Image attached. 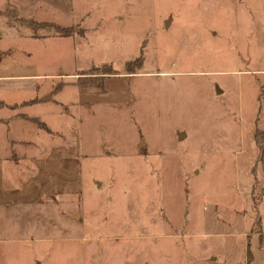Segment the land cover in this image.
Returning a JSON list of instances; mask_svg holds the SVG:
<instances>
[{
  "label": "rangeland",
  "instance_id": "rangeland-1",
  "mask_svg": "<svg viewBox=\"0 0 264 264\" xmlns=\"http://www.w3.org/2000/svg\"><path fill=\"white\" fill-rule=\"evenodd\" d=\"M41 1L19 4L84 31L19 45L60 88L10 123L52 173L0 201V264H264V0Z\"/></svg>",
  "mask_w": 264,
  "mask_h": 264
},
{
  "label": "crops",
  "instance_id": "crops-1",
  "mask_svg": "<svg viewBox=\"0 0 264 264\" xmlns=\"http://www.w3.org/2000/svg\"><path fill=\"white\" fill-rule=\"evenodd\" d=\"M43 4V7L46 8L45 1H41ZM41 6V5H40ZM8 8H16L18 9L17 11L20 13L21 16L26 17V18H35L37 20H53L52 18H45L40 15V13H33L31 16H28L27 14H24L22 12L21 6L19 4V0H0V9H8ZM56 21V20H53ZM58 22V20H57ZM59 21L58 23H60ZM62 25H72V23H60ZM76 25V24H74ZM52 34H56L54 32H38L37 34L34 33V31L26 26V25H21V24H10L7 22V17L2 16L0 18V102L3 103V105H0V133H1V139L2 144L4 146H0V176L3 178H7L8 180H16L19 181V185L16 184H11V182L7 184H3V188L5 192H1L0 194V201L4 200H9L13 201L16 196H20L21 198H25L28 195H31V189L26 190V187L30 183H40L44 179V174L47 173H52V168L51 167H45L43 169V166H41V161L44 162V159L41 158V156L45 157L47 156L45 151H49L50 149L47 150H38L39 147H43L44 143L40 142L39 140H36L34 145V152L35 155L29 154L28 156L21 155L20 153L16 150L15 148L18 147L20 148L21 145L25 146L23 144V139L22 137L17 138L13 137L10 129V123L11 121L14 120H20L22 118H28L26 115L30 116H36L39 119L42 120L41 116L39 115H32L30 113H27L24 111V107L27 104H33V103H23L26 100L30 99H14L15 94H19L21 90H24L26 85H35L36 88L39 90L41 89V84L40 81L43 79H51L50 81V86L53 89V84L55 83L56 78H60L59 73L61 71H54L50 70L49 67L46 66V68L41 69L38 66L37 69L35 67H32L31 64L25 65L23 62L19 61V54H26L27 56H31L32 53L29 52L28 50H24L20 48V43H22L23 40L27 38H36L40 40H45L48 38V36H51ZM58 35V34H57ZM77 34L73 35H65V36H75ZM61 36V35H59ZM79 37V35H78ZM49 61H47L48 65ZM49 69V70H48ZM76 70V69H75ZM61 75V74H60ZM54 79V80H52ZM54 81V82H53ZM61 91V90H60ZM44 92V91H42ZM48 92V91H47ZM41 93L37 94L35 96L37 97H42L43 94L47 93ZM59 93V92H58ZM9 96L12 97V99L9 98ZM35 97L31 98L34 99ZM55 98L57 99L56 95ZM54 101L52 99L50 100H41V101H36V102H50ZM25 152H22V154ZM17 156V158L15 157ZM47 176H49L47 174ZM50 178L46 177V183L42 184L41 187H46L48 188ZM41 180V181H40ZM53 186L54 182H50ZM16 185L15 187H13ZM56 188H58L57 185H55ZM20 192L19 195H16L18 193H15L14 191ZM39 191H32L35 193L40 194L42 189H38ZM61 190L60 188L58 189V193H60ZM37 194V195H38ZM19 197V198H20ZM7 198V199H3ZM6 201V202H7ZM8 201V202H9ZM17 201V200H16ZM26 239V238H25ZM188 258H189V263L190 264H207L208 261H211L214 263L217 260V255L213 253L211 250H207L205 252V255L202 254H197L193 248H188ZM215 254V255H214ZM216 259V260H215ZM183 262V261H182ZM181 261H179L177 264H181ZM246 262V261H245Z\"/></svg>",
  "mask_w": 264,
  "mask_h": 264
},
{
  "label": "trees",
  "instance_id": "trees-1",
  "mask_svg": "<svg viewBox=\"0 0 264 264\" xmlns=\"http://www.w3.org/2000/svg\"><path fill=\"white\" fill-rule=\"evenodd\" d=\"M2 16H6L7 17V22L10 24H22V25H26L28 27H30L35 34H37L40 30H53L54 33L58 34V35H73V34H83L82 29L79 28V26H73V25H62L60 23H58L57 21H53V20H37L35 18H26L23 17L21 15H16V13H14V10L12 9H0V18ZM142 53V52H141ZM142 59H143V54H140V56H138L136 59H129L126 60L125 65H127L128 70L130 72H133L134 68L133 66H136L135 63L139 64V66L142 64ZM111 71V70H110ZM110 71H105V72H110ZM58 84V83H57ZM55 85L52 89V91H50V93H47L45 96L42 97H37L35 96L34 99H30V100H26L23 103H35L36 101H41V100H50V98L53 96V94H55L58 90H59V86ZM0 105L2 106L3 103L0 102ZM34 120H36V116L32 117ZM256 224H258L260 230V234L262 235V228H261V218H258L256 221Z\"/></svg>",
  "mask_w": 264,
  "mask_h": 264
},
{
  "label": "water",
  "instance_id": "water-1",
  "mask_svg": "<svg viewBox=\"0 0 264 264\" xmlns=\"http://www.w3.org/2000/svg\"><path fill=\"white\" fill-rule=\"evenodd\" d=\"M217 91H221V88L219 86H217ZM179 135L182 136L184 135V132H179ZM36 264H39V262H37Z\"/></svg>",
  "mask_w": 264,
  "mask_h": 264
}]
</instances>
